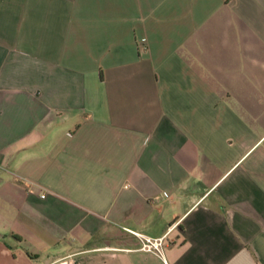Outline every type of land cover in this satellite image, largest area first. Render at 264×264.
<instances>
[{"label": "crops", "instance_id": "1", "mask_svg": "<svg viewBox=\"0 0 264 264\" xmlns=\"http://www.w3.org/2000/svg\"><path fill=\"white\" fill-rule=\"evenodd\" d=\"M164 260L264 264V0H0V264Z\"/></svg>", "mask_w": 264, "mask_h": 264}, {"label": "built area", "instance_id": "2", "mask_svg": "<svg viewBox=\"0 0 264 264\" xmlns=\"http://www.w3.org/2000/svg\"><path fill=\"white\" fill-rule=\"evenodd\" d=\"M44 195V194H42ZM133 234H135L139 239V246L135 248L134 250H140L144 252H151L156 255H159L160 257L163 256L162 254V247L165 242V236L160 237H149L147 235L131 231ZM164 264H167L164 260Z\"/></svg>", "mask_w": 264, "mask_h": 264}]
</instances>
